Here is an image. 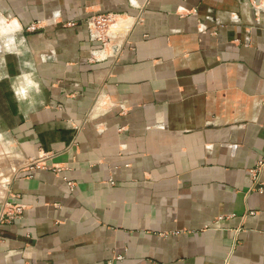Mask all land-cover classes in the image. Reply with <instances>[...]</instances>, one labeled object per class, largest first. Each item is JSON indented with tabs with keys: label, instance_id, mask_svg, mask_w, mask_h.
Returning a JSON list of instances; mask_svg holds the SVG:
<instances>
[{
	"label": "crops",
	"instance_id": "1",
	"mask_svg": "<svg viewBox=\"0 0 264 264\" xmlns=\"http://www.w3.org/2000/svg\"><path fill=\"white\" fill-rule=\"evenodd\" d=\"M263 160L264 0H0V264H264Z\"/></svg>",
	"mask_w": 264,
	"mask_h": 264
},
{
	"label": "built area",
	"instance_id": "2",
	"mask_svg": "<svg viewBox=\"0 0 264 264\" xmlns=\"http://www.w3.org/2000/svg\"><path fill=\"white\" fill-rule=\"evenodd\" d=\"M114 24L115 16L112 14H103L90 18L87 25L92 40L105 44L109 39L108 32ZM257 170L261 171V173H264V160L258 163L256 171ZM22 214L23 207L21 205L6 203L0 214V225L7 222H13L19 219Z\"/></svg>",
	"mask_w": 264,
	"mask_h": 264
},
{
	"label": "rangeland",
	"instance_id": "3",
	"mask_svg": "<svg viewBox=\"0 0 264 264\" xmlns=\"http://www.w3.org/2000/svg\"><path fill=\"white\" fill-rule=\"evenodd\" d=\"M7 93H8V97H7V108L10 109L13 106V104L11 103L12 98H11V95H9V91Z\"/></svg>",
	"mask_w": 264,
	"mask_h": 264
}]
</instances>
